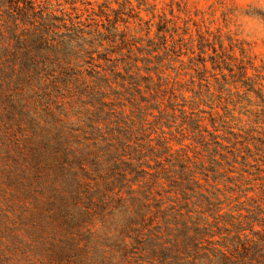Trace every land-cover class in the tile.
Here are the masks:
<instances>
[{
    "label": "trees",
    "instance_id": "obj_1",
    "mask_svg": "<svg viewBox=\"0 0 264 264\" xmlns=\"http://www.w3.org/2000/svg\"><path fill=\"white\" fill-rule=\"evenodd\" d=\"M55 11L0 0V264H264V185L215 133L230 57Z\"/></svg>",
    "mask_w": 264,
    "mask_h": 264
},
{
    "label": "rangeland",
    "instance_id": "obj_2",
    "mask_svg": "<svg viewBox=\"0 0 264 264\" xmlns=\"http://www.w3.org/2000/svg\"><path fill=\"white\" fill-rule=\"evenodd\" d=\"M45 1L56 10L55 13L63 10L93 24L118 13L125 20L120 22V28L126 26L132 33L137 30L142 37L145 31L141 29L146 21L152 24L150 37L155 36L157 26L166 28L172 34L167 37L168 46H179L181 50L193 47L194 53L188 51L181 56L186 65L195 62H189L188 58L197 57L201 49L208 55L222 52L226 60L230 57L228 67H233L231 72L227 69L221 72L207 62L211 90L216 95L213 110L214 125L217 126L215 133L226 150L233 146V151L238 154L235 159L227 153L228 159L233 160L234 170L228 172L229 175L236 176L239 172L244 184L264 185V0ZM240 65L245 67L247 85L253 86L255 92L247 91L237 81V67ZM166 72L174 74L168 68ZM187 72L193 74L194 70ZM222 74L229 82V89L219 92L222 90L219 84ZM180 77L182 80L188 78ZM205 122L212 130V120L206 119Z\"/></svg>",
    "mask_w": 264,
    "mask_h": 264
}]
</instances>
